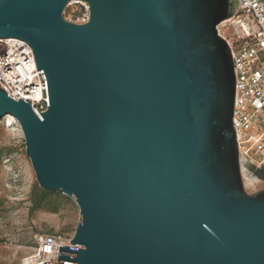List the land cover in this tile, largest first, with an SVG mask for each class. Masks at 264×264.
Instances as JSON below:
<instances>
[{"label": "water", "instance_id": "water-1", "mask_svg": "<svg viewBox=\"0 0 264 264\" xmlns=\"http://www.w3.org/2000/svg\"><path fill=\"white\" fill-rule=\"evenodd\" d=\"M0 0V40L32 49L47 111L0 90L41 190L79 221L56 264H264V190L248 195L232 126L233 0ZM47 264V263H43Z\"/></svg>", "mask_w": 264, "mask_h": 264}, {"label": "built area", "instance_id": "built-area-1", "mask_svg": "<svg viewBox=\"0 0 264 264\" xmlns=\"http://www.w3.org/2000/svg\"><path fill=\"white\" fill-rule=\"evenodd\" d=\"M234 15L216 26L225 41L233 62L234 100L232 126L239 157L255 166H264V0H233ZM71 10L67 20L85 24L90 20L89 5L81 0L68 3ZM0 90L14 101L27 100L39 113L47 110L43 102L41 76L34 62L32 49L19 39L0 40ZM0 131L8 143L23 145V133L18 122L9 115L0 121ZM0 142V148H1ZM7 155L2 163L16 184L19 172L13 170ZM73 235L38 234L34 250L19 264H56L59 246L82 249L70 244Z\"/></svg>", "mask_w": 264, "mask_h": 264}, {"label": "rangeland", "instance_id": "rangeland-1", "mask_svg": "<svg viewBox=\"0 0 264 264\" xmlns=\"http://www.w3.org/2000/svg\"><path fill=\"white\" fill-rule=\"evenodd\" d=\"M70 9L63 11V17L68 18ZM7 135L0 131V149H8L0 159V264H19L23 257L31 254L34 248V238L38 234L73 235L79 221V211L72 199L59 194L51 196L55 200L56 211L49 208L33 210L32 199L41 190L38 187L30 162L25 157L23 145H7ZM13 156L11 166L19 172L16 184L2 163L5 156ZM242 174L244 190L251 195L264 190V181Z\"/></svg>", "mask_w": 264, "mask_h": 264}, {"label": "trees", "instance_id": "trees-1", "mask_svg": "<svg viewBox=\"0 0 264 264\" xmlns=\"http://www.w3.org/2000/svg\"><path fill=\"white\" fill-rule=\"evenodd\" d=\"M6 152H9L8 149H0V159L2 158V156H4ZM51 196H55V197H59L58 195H53V194H48L47 192L40 190L38 194H36V196L33 197L32 199V209L36 210V209H40V208H49L50 211L55 212L56 211V206L54 205L55 200H51L49 201V198H51Z\"/></svg>", "mask_w": 264, "mask_h": 264}, {"label": "flooded vegetation", "instance_id": "flooded-vegetation-1", "mask_svg": "<svg viewBox=\"0 0 264 264\" xmlns=\"http://www.w3.org/2000/svg\"><path fill=\"white\" fill-rule=\"evenodd\" d=\"M260 176L262 177V179H264V170L260 172Z\"/></svg>", "mask_w": 264, "mask_h": 264}, {"label": "bare ground", "instance_id": "bare-ground-1", "mask_svg": "<svg viewBox=\"0 0 264 264\" xmlns=\"http://www.w3.org/2000/svg\"><path fill=\"white\" fill-rule=\"evenodd\" d=\"M245 176L249 177L247 174H244ZM250 178V177H249ZM249 178H247L246 182L249 184L250 183V180Z\"/></svg>", "mask_w": 264, "mask_h": 264}]
</instances>
